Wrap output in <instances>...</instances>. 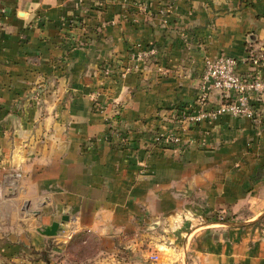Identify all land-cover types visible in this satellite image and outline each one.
I'll use <instances>...</instances> for the list:
<instances>
[{
    "label": "crops",
    "instance_id": "0c3cea01",
    "mask_svg": "<svg viewBox=\"0 0 264 264\" xmlns=\"http://www.w3.org/2000/svg\"><path fill=\"white\" fill-rule=\"evenodd\" d=\"M260 52L264 0H0V264H264V123L157 141Z\"/></svg>",
    "mask_w": 264,
    "mask_h": 264
},
{
    "label": "built area",
    "instance_id": "2783aa9c",
    "mask_svg": "<svg viewBox=\"0 0 264 264\" xmlns=\"http://www.w3.org/2000/svg\"><path fill=\"white\" fill-rule=\"evenodd\" d=\"M248 63L250 69L247 72H239L240 62L233 57L220 56L214 60H208L195 106L178 105L165 112L162 120L168 126L170 125L171 129L168 135L157 136L160 146L180 145L182 139L176 131L184 124L198 126L205 121L217 120L222 116L247 119L254 125L261 126L264 123V117L258 105L264 103V54L258 56L250 54ZM130 70L131 68H127L126 71ZM111 73L112 68L105 66L104 74L110 76ZM213 91L218 92L224 102L207 108L208 97ZM151 259L157 261L159 257L153 255Z\"/></svg>",
    "mask_w": 264,
    "mask_h": 264
},
{
    "label": "water",
    "instance_id": "95a60500",
    "mask_svg": "<svg viewBox=\"0 0 264 264\" xmlns=\"http://www.w3.org/2000/svg\"><path fill=\"white\" fill-rule=\"evenodd\" d=\"M64 221H67V219H64ZM60 231H61L60 223L58 222L53 223L51 226H48L43 230H39L41 234L48 237H56Z\"/></svg>",
    "mask_w": 264,
    "mask_h": 264
},
{
    "label": "trees",
    "instance_id": "16d2710c",
    "mask_svg": "<svg viewBox=\"0 0 264 264\" xmlns=\"http://www.w3.org/2000/svg\"><path fill=\"white\" fill-rule=\"evenodd\" d=\"M260 54H264V53H255L254 55H256V56H258V55H260ZM180 108V107H179ZM225 221H227V220H225Z\"/></svg>",
    "mask_w": 264,
    "mask_h": 264
}]
</instances>
